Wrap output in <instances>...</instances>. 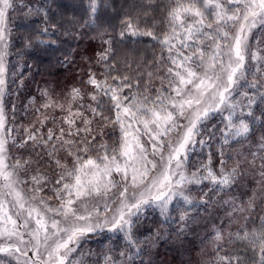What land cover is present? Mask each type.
Wrapping results in <instances>:
<instances>
[{"label": "snow or ice", "instance_id": "1", "mask_svg": "<svg viewBox=\"0 0 264 264\" xmlns=\"http://www.w3.org/2000/svg\"><path fill=\"white\" fill-rule=\"evenodd\" d=\"M155 2L143 0L145 17ZM98 7V0H88V18L81 27L97 26ZM164 7L168 31L158 36L150 29L142 30L138 16L136 24L126 17L120 33L121 37L125 32L148 36L166 48L168 65L165 74L158 77L161 87L155 94H150L147 87L143 92L125 94L124 90L132 87L128 76L100 80L92 72L86 83L93 86L88 98L95 106L83 103L85 97L78 88L67 94L66 104L43 91L47 99L41 107L65 112L61 120L68 125L67 130L62 126L49 128L45 138L37 136L39 129L33 124L35 130L25 129L26 138L19 143L13 140V144L21 149L29 141L33 147L42 145L56 168L62 170L54 180L39 169L29 180L23 179L21 172L36 161L10 155L11 129L7 128L4 106L6 53L0 51V264H83L74 254L90 234L102 232L122 233L132 250L121 251L119 260L106 253L103 264H133L142 251L133 229L147 208L159 209L167 221L171 219L170 206L178 198L193 207L213 202L208 192L194 202L188 186L209 181L212 187L208 191L219 195L244 174L243 164L256 168L258 153L252 152V160L243 156L227 169L223 149L219 175L211 166V154L196 171L188 173L186 164L193 147L206 144L205 139L197 137L213 114L227 113L221 129L224 145L230 139H248L256 123L264 126V110L261 115L253 111V106L264 105V47L257 40L254 50L250 43L253 30L264 29V0H167ZM13 8L14 0H0V42L6 41L7 16ZM104 43L109 47L98 54L100 61H108L112 52L111 41ZM105 67L113 69L114 65ZM152 75L148 73L149 83ZM108 79L119 83L109 84ZM100 94L108 97V111L114 118L105 115L104 105L98 100ZM97 117L119 126L118 142L93 143L96 136L91 125ZM47 119L39 120L41 126ZM258 148L261 163L255 172L259 177L256 183L264 186V134L259 137ZM61 152L66 154L65 159L60 158ZM67 157L72 159L71 167ZM27 184L31 187L26 190ZM49 185L52 195H42ZM255 195L239 204L222 201L231 204L227 214L230 219L228 228L214 227L210 237L216 253L214 264H264V215L259 216L258 223L250 215ZM53 199L55 204L49 202ZM236 214L242 215L244 222L232 232L231 225L238 223ZM187 219V212H182L180 221ZM225 241L241 247L226 249Z\"/></svg>", "mask_w": 264, "mask_h": 264}, {"label": "trees", "instance_id": "2", "mask_svg": "<svg viewBox=\"0 0 264 264\" xmlns=\"http://www.w3.org/2000/svg\"><path fill=\"white\" fill-rule=\"evenodd\" d=\"M16 2L17 7L14 10L17 17L12 23L6 22L5 29L8 40L5 49L7 87L4 106L8 121L7 128L11 129L10 155L13 159L15 156L31 157L33 161H36L26 171L21 172L23 179L29 180L31 174L27 173L28 169L34 170L35 173L39 169L42 175L54 180L55 174L62 170L56 168L54 160L46 155L42 145L38 144L33 147L32 142L29 141L28 145L21 149L13 144V140L19 143L26 138L24 128H17L18 120L23 122L25 119L21 118L19 112L28 104H32L34 107L32 114L35 115V118L40 117L39 114H44L40 103V100L44 98L42 95L44 90L52 94H64L73 88H78L84 94L83 103L85 105L92 103L95 106V103L88 98V94L94 91L93 86L86 83L90 72L95 73L96 78L100 80L106 76H128L129 81L127 82L131 83L132 87L126 88L125 94L143 92L145 87L149 89L150 94H155V90L161 87L158 77L165 74L168 65L166 48L148 36H132L125 32L124 37H121L120 33L124 30L122 21L126 17H131L133 23L136 24L138 16L140 29H150L158 36L168 31L166 8L164 7L167 0H156L151 7L150 14L146 17L143 15L146 10L142 7L143 0H98L96 27L80 26L83 20L88 18L85 13L88 0H16ZM44 28H47L48 31L44 32ZM38 40H43L44 43H39ZM257 40L260 41L259 46L264 47V29L259 27L253 30L250 37V43L254 50L257 47ZM104 41H111L112 52L108 61H100L98 55L109 47ZM162 48H164L163 51ZM161 56L165 59L161 60ZM106 64H112L114 68H106ZM150 72L153 75L149 83L148 73ZM108 83L115 85L119 81L108 79ZM98 100L104 105L105 115L114 118V113L108 111V97L100 94ZM244 110L247 111L246 108ZM262 110H264V105L253 106L256 115H261ZM59 111H48L45 115L48 119L44 121L43 126L37 121L35 124V128L39 129V132L36 133L37 136L44 135L46 138L49 128L57 130L62 126L67 130L68 125L61 122ZM226 115L227 113L213 114L212 118L206 122L200 137H197L198 140L205 139L206 144H197L193 147L186 164L187 172L191 173L201 168V165L208 161L209 154H211V166L219 175L221 149L225 153L227 169H231L235 160L242 159L243 156L252 160V152L258 153L255 159L256 168L253 169L247 163L243 164L244 174L238 177L232 187L225 189L219 195L208 191L212 187L209 181H204L200 185L188 186V194L194 202L199 201L205 192H208V198L213 202L193 207L185 205L178 198L170 206L171 219L167 221L160 215L159 209L148 208L154 210L153 213L146 209L133 229L134 238L140 241L142 249L133 264H214L216 253L213 246L209 247L204 243V238L212 211L218 212L217 214L229 222L230 218L227 214L231 211V204H223L222 201L235 200L237 204L247 202L255 192V208L250 215L257 218V223L259 216L264 215V186L256 183L259 177L255 174L261 163L258 140L264 134V126L262 123H256L253 125L254 130L248 139H230V143L224 145L221 129L225 127L224 116ZM53 118L55 123H53ZM27 120L30 121L31 117L28 116ZM77 124H80L79 120ZM91 127L93 135L96 136V140L93 142L96 145L100 143L112 145L120 138L119 126L108 124L106 121L100 120L99 117ZM30 129L35 130L32 127ZM59 156L61 159H65L66 154L61 152ZM66 163L71 167V157L66 158ZM201 174H203L202 169ZM24 187L29 188L31 184L24 185ZM48 189L49 187L45 188L44 195H48ZM182 212L188 214L186 222L180 221ZM203 214H207V216L203 217ZM243 215H249V213ZM214 223L218 226L217 221ZM182 226L187 227L186 232L179 231ZM237 228L231 229V231L235 232ZM198 241H201L202 245ZM83 244L90 248V251L87 252L81 244L79 249L85 256L83 262L85 264H103V255L106 253L119 260L121 251L126 253L132 251L127 247L122 233L90 234ZM234 247L241 246L239 244L229 245L225 241L226 249ZM223 254L222 252L221 255Z\"/></svg>", "mask_w": 264, "mask_h": 264}, {"label": "rangeland", "instance_id": "3", "mask_svg": "<svg viewBox=\"0 0 264 264\" xmlns=\"http://www.w3.org/2000/svg\"><path fill=\"white\" fill-rule=\"evenodd\" d=\"M17 7V2H16V0H14V8H16ZM14 8L13 9H10L9 10V12H8V16H7V22L9 23H12V22H14V19H16V17H17V15H16V12H15V10H14ZM5 33H6V41L8 40V35H7V31L5 30ZM6 41L5 42H0V51H4L5 52V49H6ZM6 45V46H5ZM5 63H6V67H7V61H6V57H5ZM71 90H69V91H67L66 93H61V94H58V93H55V94H52V93H50V95L52 96V98L53 99H55V100H57V101H60L61 103H67V100H66V97H67V94L70 92ZM46 97L44 96V98L42 99V100H40V103H41V105L43 104V103H45L46 102ZM36 103V102H35ZM28 110H27V109ZM26 108H24L23 110H21L19 113V115H21V118L23 117V118H25L24 120H23V122L22 121H20L19 122V120H18V126H17V128L19 127V128H24V130L25 129H30L31 127H32V125L33 124H36L37 123V121H39L40 119H43L44 117H45V115H47V113H48V111H51V110H54V111H58V110H60V109H58V108H47V109H45V108H42L41 107V109L44 111V114H39L40 115V117H38V118H35V115H33L32 113L34 112L33 111V105L32 104H28L27 105V107ZM32 110V111H31ZM73 110H75V105H73ZM28 113H29V115H28ZM31 113V114H30ZM42 113V112H41ZM59 114H60V116L59 117H63L64 115H66V113L65 112H62L61 110L59 111ZM28 116L29 117H31V120L30 121H28L27 120V118H28ZM18 119H20L19 117H18ZM35 119H37V120H35ZM39 119V120H38ZM62 122V121H61ZM64 124V123H63ZM17 156H15V158H16ZM27 173H29V174H31V175H35L36 173H35V171L34 170H29L28 169V171H27ZM49 187V189H48V195L49 196H51L52 195V193H51V191H50V188H51V185L50 186H48ZM26 190L28 189V188H25ZM30 194V193H29ZM42 195H44L45 194V192L44 193H41ZM50 203H52V204H55L56 203V201L53 199L52 201H49ZM227 207V206H226ZM148 209V208H147ZM223 209H225V208H223ZM147 211H149V212H154V210H152V209H148ZM219 211V210H218ZM218 212H215V211H212L211 212V214H212V216H211V219H210V221H209V224H208V232H207V230L205 231V233H206V237L204 238L205 239V241H204V243L206 244V245H209V247L211 246H213L211 243H210V237L213 235V229H214V227H219V228H222V229H226V228H228V225H227V223H229V222H227L226 221V219L224 220L221 216H220V214H217ZM207 216V214H203V217H206ZM242 218H243V216L242 215H240V214H236V219H237V221H238V223H233L232 225H231V228H230V230L231 229H236L238 226H239V224L240 223H242ZM217 221V223H218V226L217 225H215V223L214 222H216ZM181 228H183V231L184 232H186V230H187V227H185V226H182V227H180V229H179V231H181ZM183 231H181V232H183ZM209 231H211L210 233H209ZM193 239H195V238H193ZM86 240V239H85ZM84 240V241H85ZM83 241V242H84ZM83 242H82V245L85 247V250L88 252V251H90V248H88V247H86V244H83ZM198 243L200 244V245H202V243H201V241H198ZM198 248H200V247H198ZM80 249V248H79ZM79 249H78V251H79ZM77 251V253H75L74 255L75 256H77V257H80L81 259H82V257L80 256V253H83L82 252V250H80L79 252ZM84 258H85V256H84V254H83V262H84ZM86 260V259H85ZM83 264H85V263H83ZM192 264V263H191ZM196 264V263H195Z\"/></svg>", "mask_w": 264, "mask_h": 264}]
</instances>
